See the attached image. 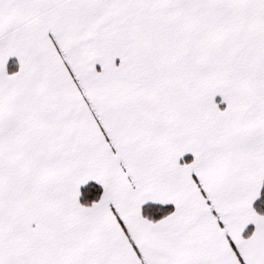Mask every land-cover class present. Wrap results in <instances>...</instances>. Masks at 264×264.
Returning a JSON list of instances; mask_svg holds the SVG:
<instances>
[{
    "label": "snow or ice",
    "instance_id": "1",
    "mask_svg": "<svg viewBox=\"0 0 264 264\" xmlns=\"http://www.w3.org/2000/svg\"><path fill=\"white\" fill-rule=\"evenodd\" d=\"M0 264H264V0H0Z\"/></svg>",
    "mask_w": 264,
    "mask_h": 264
}]
</instances>
